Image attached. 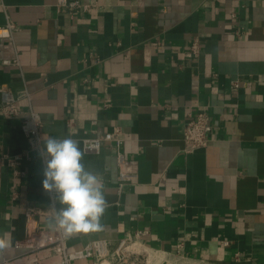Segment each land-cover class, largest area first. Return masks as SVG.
Segmentation results:
<instances>
[{
    "label": "crops",
    "instance_id": "obj_1",
    "mask_svg": "<svg viewBox=\"0 0 264 264\" xmlns=\"http://www.w3.org/2000/svg\"><path fill=\"white\" fill-rule=\"evenodd\" d=\"M80 1L87 10L0 0V26H17L0 37V92L32 96L19 101L17 118L0 111V235L12 241L0 261L25 254L33 232L50 229V216H36L34 231L26 219L29 207L51 205L43 157L20 126L32 107L43 143L76 140L86 170L103 180V230L73 235L70 249L146 231L135 246L153 264H264V0ZM196 37L198 58L189 50ZM201 109L209 144L185 153L183 126ZM115 125L138 175L122 192L114 150L82 145ZM3 154L22 158L12 168Z\"/></svg>",
    "mask_w": 264,
    "mask_h": 264
},
{
    "label": "built area",
    "instance_id": "obj_2",
    "mask_svg": "<svg viewBox=\"0 0 264 264\" xmlns=\"http://www.w3.org/2000/svg\"><path fill=\"white\" fill-rule=\"evenodd\" d=\"M57 8L66 7L70 10H87L89 5L82 3L80 0H57ZM17 29L15 23L8 20L7 24L0 26V37H9L13 31ZM190 54L194 58H198L202 53V44L200 38L196 37L190 44ZM95 54L90 53L88 60L95 59ZM86 59V60H87ZM17 61V60H16ZM6 62H10L7 60ZM231 87L238 86V79L230 82ZM1 103L0 111L5 116L17 118L20 116L19 101L26 98L31 102L32 96L28 90L15 93L11 89H4L0 92ZM41 114L31 107L30 114L23 117L20 126L25 134L29 148L32 151L41 153L43 148V137ZM212 131L210 115L205 109L198 110L189 114L183 126V141L185 153H192L195 150L205 148L209 144ZM127 140L124 130L115 125L110 131L103 134L96 133L91 136L82 138L83 150L86 153H99L102 148L107 145L115 152L116 163L118 166V190L122 192L128 185L136 184L138 175L128 170V160L123 150ZM2 161L11 166L16 167V163L22 158L21 154L10 155L3 154ZM22 172L15 169V174ZM51 205L48 208H40L38 206L29 207L26 210V219L28 228L32 230V224L35 222L36 216L54 215L55 209L59 207L56 203L55 194L49 193ZM13 196L17 197L16 185H13ZM36 228L33 227L34 231ZM137 232L135 236H126L120 239L116 244H112L108 239H97L88 242L80 248L70 249L68 246V237H65L59 230H37L29 237L28 251L18 257L5 259L0 264H76L77 261L88 260L91 264H153L149 255H145L135 246L137 238L145 234ZM224 245H229V240H223ZM21 245V243H18ZM46 252V253H45ZM238 255V254H237Z\"/></svg>",
    "mask_w": 264,
    "mask_h": 264
},
{
    "label": "clouds",
    "instance_id": "obj_3",
    "mask_svg": "<svg viewBox=\"0 0 264 264\" xmlns=\"http://www.w3.org/2000/svg\"><path fill=\"white\" fill-rule=\"evenodd\" d=\"M43 157L42 186L55 194L54 215L48 227L65 237L103 230L100 223L107 201L102 178L86 170L78 142L71 137H48L41 150ZM11 233L0 235V255L11 250Z\"/></svg>",
    "mask_w": 264,
    "mask_h": 264
}]
</instances>
